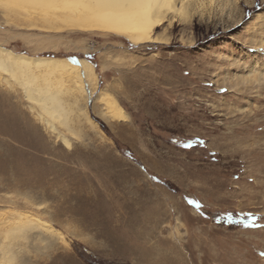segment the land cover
<instances>
[{
    "label": "rangeland",
    "instance_id": "374dc122",
    "mask_svg": "<svg viewBox=\"0 0 264 264\" xmlns=\"http://www.w3.org/2000/svg\"><path fill=\"white\" fill-rule=\"evenodd\" d=\"M206 14L135 46L0 12V46L91 62L128 115L88 91L68 149L0 87V223L52 228L0 226L9 264H264V0Z\"/></svg>",
    "mask_w": 264,
    "mask_h": 264
},
{
    "label": "bare ground",
    "instance_id": "6f19581e",
    "mask_svg": "<svg viewBox=\"0 0 264 264\" xmlns=\"http://www.w3.org/2000/svg\"><path fill=\"white\" fill-rule=\"evenodd\" d=\"M241 1L0 0V12L6 21L23 22L31 29H69L113 35L139 46L165 43L166 31L175 23L187 27L194 17L206 16L215 6L225 11L231 5L239 6ZM160 27L162 32L158 33ZM98 84L95 67L87 60L31 57L0 46V87L13 91L14 95L20 93L34 119L68 149L72 147L69 136L78 134L75 130L76 109L86 100L88 91L91 95L99 93L96 102L103 107L100 114L110 125L128 119L126 111L109 93V88L102 90ZM81 115L89 122L85 112ZM43 223L29 213L12 211L11 226L7 229L2 226L4 223L0 226L5 228L1 230L7 238L33 225L51 233L52 228ZM0 252V264H9L8 252L2 248Z\"/></svg>",
    "mask_w": 264,
    "mask_h": 264
}]
</instances>
